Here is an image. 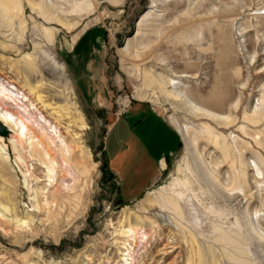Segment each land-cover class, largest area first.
Returning <instances> with one entry per match:
<instances>
[{
	"label": "rangeland",
	"instance_id": "1",
	"mask_svg": "<svg viewBox=\"0 0 264 264\" xmlns=\"http://www.w3.org/2000/svg\"><path fill=\"white\" fill-rule=\"evenodd\" d=\"M52 1L0 0V80L35 98L39 117L68 113L61 129L71 126L87 171L74 164L65 177L59 165L49 178L28 138L6 126L0 264H264V0ZM94 28L104 44L93 96L67 55ZM50 55L63 73L46 65ZM181 74L179 90L201 109L161 79ZM128 98L150 101L180 135L161 179L136 197L123 193L104 152ZM172 196L181 208L170 223L157 214ZM130 224L147 235L128 240Z\"/></svg>",
	"mask_w": 264,
	"mask_h": 264
},
{
	"label": "crops",
	"instance_id": "2",
	"mask_svg": "<svg viewBox=\"0 0 264 264\" xmlns=\"http://www.w3.org/2000/svg\"><path fill=\"white\" fill-rule=\"evenodd\" d=\"M103 44L102 31L90 29L78 37L67 55L74 76L90 87L89 93L93 96L98 93L93 89V82L101 77L98 52ZM179 146L177 129L150 101L136 99L127 113L111 124L104 152L123 193L136 197L161 179Z\"/></svg>",
	"mask_w": 264,
	"mask_h": 264
},
{
	"label": "bare ground",
	"instance_id": "3",
	"mask_svg": "<svg viewBox=\"0 0 264 264\" xmlns=\"http://www.w3.org/2000/svg\"><path fill=\"white\" fill-rule=\"evenodd\" d=\"M43 1H45L44 5H46V7L48 8L54 7V3L52 0H43ZM66 25L69 24L66 23ZM46 65L50 66L52 68L51 70L53 71V73L56 74L63 73V71L66 68L64 62L61 61L55 55L54 56L50 55L46 57ZM185 76H187V74H183V75L181 74L180 76H177L178 79L171 77L161 78V79L164 81V83L168 85V87H171L169 93H171L176 97L185 99L191 106L201 109V107L198 106V104L194 100H192L185 92H183V90H179L181 86L183 88L182 79ZM20 92L21 91H19V89H17L15 86L10 87L6 85L5 82L0 80V96L8 95V97L14 99L28 113V116H25L24 113L22 114L20 113V116H17L14 112H12L4 105H2V102H0V121L5 126L10 128V131L13 132L16 131L19 138H24V137L28 138L29 147H30L29 151L31 152L30 155L31 156L37 155V157L39 158L38 160H40L41 162V165L43 164L42 167L44 169L45 168L47 169L49 178L52 177V173L55 172L56 167L59 165H61L62 168L64 169L65 177H67L69 174H72V169L74 164H76V166L82 167V172H86L87 165L83 160L85 158L81 154L77 155L74 152L75 146L73 145V141L75 140V137L73 134V130H71L70 128L71 126L68 123H66L65 124L66 131L63 132L61 129L63 127L62 126L63 125L62 123L64 122L63 120L66 121V119L69 118L68 113L66 115L57 114L54 117H51V115L50 117H47L46 115H43L42 112H40L42 116L39 117L37 113L38 111H41V108L39 107L38 103L34 102L35 98L32 100V97L28 95L29 93L28 94L23 93L22 96H20ZM38 98L41 99V95H39ZM225 99H226L225 97L220 98L221 101ZM33 124H36L37 127H39L40 134H35L36 131L33 128H31L32 127L31 125ZM186 128L187 127H185V129ZM13 136L14 134L12 135V137ZM12 137H10L9 139L10 141L15 143V141L17 140L15 137L14 139ZM69 137H72L73 140L71 141ZM5 139L6 138L3 135H0V142L5 141ZM205 164L206 165L204 166V170L202 172L205 179L210 181L215 180L216 177H214L215 179L213 178V173H215V171L209 167L210 165H208V163ZM28 167H29L28 171H30L29 175H35L34 172L31 170L30 166ZM36 178L39 179L38 177ZM54 180L55 179H53V181ZM179 196H172V198L171 199L169 198L170 200L166 202H159V210L157 214L158 217L164 218L168 222L173 223L171 218L173 219L174 216L179 214V210L181 208L180 207L181 199ZM227 196L230 197L229 192H227ZM123 233L125 234V237L128 238V240L130 239L135 240L139 235H141L140 237L144 238L147 235L146 233L142 232L141 229H138L136 226H133L131 224L129 225V228L127 230L123 231ZM125 249L129 251V253L126 255L131 256L132 254L130 247H126ZM129 259H130L129 257L124 258V260L126 261L125 264H130L128 262Z\"/></svg>",
	"mask_w": 264,
	"mask_h": 264
},
{
	"label": "built area",
	"instance_id": "4",
	"mask_svg": "<svg viewBox=\"0 0 264 264\" xmlns=\"http://www.w3.org/2000/svg\"><path fill=\"white\" fill-rule=\"evenodd\" d=\"M132 102H133L132 99L131 98H128L127 99V102H125V103L123 102L122 103V105H121V111L119 113V116L124 115L125 113H127V111H128V109H129V107H130V105H131Z\"/></svg>",
	"mask_w": 264,
	"mask_h": 264
},
{
	"label": "water",
	"instance_id": "5",
	"mask_svg": "<svg viewBox=\"0 0 264 264\" xmlns=\"http://www.w3.org/2000/svg\"><path fill=\"white\" fill-rule=\"evenodd\" d=\"M10 131H8V129L6 128V126H4V124H0V135L3 136H9Z\"/></svg>",
	"mask_w": 264,
	"mask_h": 264
}]
</instances>
